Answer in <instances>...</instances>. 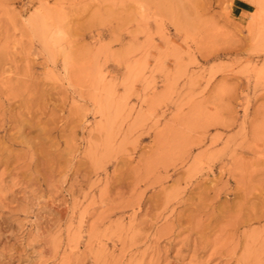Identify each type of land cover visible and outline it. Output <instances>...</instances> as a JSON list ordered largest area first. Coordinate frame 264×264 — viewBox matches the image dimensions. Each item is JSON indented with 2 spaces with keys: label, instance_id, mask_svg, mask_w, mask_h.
Listing matches in <instances>:
<instances>
[{
  "label": "rangeland",
  "instance_id": "1",
  "mask_svg": "<svg viewBox=\"0 0 264 264\" xmlns=\"http://www.w3.org/2000/svg\"><path fill=\"white\" fill-rule=\"evenodd\" d=\"M0 264H264V0H0Z\"/></svg>",
  "mask_w": 264,
  "mask_h": 264
}]
</instances>
